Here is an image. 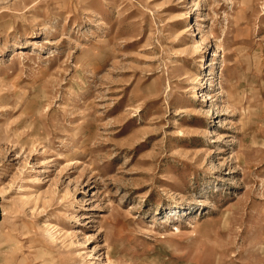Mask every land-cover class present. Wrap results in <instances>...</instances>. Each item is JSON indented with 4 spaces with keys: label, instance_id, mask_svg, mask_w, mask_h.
<instances>
[{
    "label": "rangeland",
    "instance_id": "rangeland-1",
    "mask_svg": "<svg viewBox=\"0 0 264 264\" xmlns=\"http://www.w3.org/2000/svg\"><path fill=\"white\" fill-rule=\"evenodd\" d=\"M0 264H264V0H0Z\"/></svg>",
    "mask_w": 264,
    "mask_h": 264
}]
</instances>
